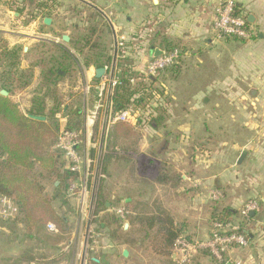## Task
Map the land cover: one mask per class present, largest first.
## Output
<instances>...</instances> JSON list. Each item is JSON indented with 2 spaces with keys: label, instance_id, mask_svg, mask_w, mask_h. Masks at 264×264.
I'll list each match as a JSON object with an SVG mask.
<instances>
[{
  "label": "crops",
  "instance_id": "0c3cea01",
  "mask_svg": "<svg viewBox=\"0 0 264 264\" xmlns=\"http://www.w3.org/2000/svg\"><path fill=\"white\" fill-rule=\"evenodd\" d=\"M84 2L112 21L118 52L123 49L122 59L133 72L145 74L154 50L178 49L182 56L177 65L151 79L159 95L123 111L129 118L125 122L117 120L119 114L111 117L113 61L110 68L103 67L102 78L96 76L102 67L94 63L84 68L80 60L72 67L78 77L62 95L64 115L83 106L85 131L77 147L83 165L77 184L86 186L83 205L88 189L94 188L90 206L95 212L101 187V207L90 229L86 223L84 235L80 223H66L62 232L48 231L63 240L54 251L42 253L47 257L43 263L23 264H176L175 238L192 242L210 238L214 190L224 196L221 208L240 212L249 201H257L260 208L250 225L240 215L232 218L234 225L248 227V247L231 250L224 262L208 250H198L195 264H264V0H236L239 13L252 18L248 41L216 38L217 0H50L37 8L31 26L40 25L51 45L61 39L75 53L74 46L81 49L82 38L90 35L87 14L98 12ZM46 18L52 20L50 26L44 25ZM63 36L70 41L65 43ZM112 40L114 57L113 31ZM105 46L107 55V40ZM61 73L65 79L75 76ZM116 74L117 62L115 80ZM93 88L99 92L98 100L90 93ZM8 97L16 103L14 93ZM108 101L100 165L105 172L96 182V173L93 180L90 173L92 164L98 163ZM31 107L26 105L23 111L19 106L26 115ZM63 118L60 132L68 124ZM117 124L132 128L136 135L121 134ZM243 152L247 155L238 164ZM140 158L148 160L144 171ZM150 165L158 166L155 176ZM116 209L125 211L124 217H113L120 223H95ZM19 244L8 259L12 264L25 250L24 243Z\"/></svg>",
  "mask_w": 264,
  "mask_h": 264
},
{
  "label": "trees",
  "instance_id": "16d2710c",
  "mask_svg": "<svg viewBox=\"0 0 264 264\" xmlns=\"http://www.w3.org/2000/svg\"><path fill=\"white\" fill-rule=\"evenodd\" d=\"M92 17L94 20L97 19L96 25L88 26L90 35L82 38L83 47L81 49L74 46L77 53H73L64 44L52 43L53 45H51L57 49L59 55L51 57L50 67L44 71L47 92L41 98L35 99L32 107L27 112V115L46 118L45 122L29 119L10 97L0 95V197L11 200L18 207V216L7 222L14 223L15 231L18 232L17 240H20V243L37 242L41 246L50 244L56 246L59 244L60 238L58 239V237H54L49 233L47 225L53 223L59 232L65 230V219L57 215L53 207V199L46 196L40 178L34 176L33 173L39 167L42 171L41 178L53 181L54 184L58 185L55 188L54 198L66 204L61 198L60 191L77 182L79 174L69 169L68 160L64 153L57 148L61 134L57 115L65 109L64 96L59 97L56 89L59 80L63 79L60 72L69 75L72 72V67H76L80 60L84 68H89L92 63L102 68L105 66L110 68L113 61L111 55L113 46L111 28L100 13L94 11ZM106 40L110 45L107 55L104 53ZM85 48H88L86 54L83 53ZM173 50L169 49L166 52ZM21 51L22 49L14 50L12 58L20 57L19 53ZM5 54L8 55L7 52ZM123 54V49H120L116 74L118 84L113 87L111 93L112 118L116 114L128 110L131 105H140L146 99L150 100L152 97L159 95V92L153 89L157 88L155 82L147 80L144 75L133 72L126 63V59H122ZM78 56H80V59ZM16 66L10 64L8 71L0 77V89L6 90L9 95L15 92L13 89L14 81H9L5 75L12 74ZM147 82L149 83L147 84ZM26 84L24 83V85ZM51 85L54 87L53 90L49 88ZM90 93L94 95L95 100H98V90L93 88ZM47 100L52 103L50 109L47 107ZM83 115L82 105L67 110L64 115L68 118L66 131L79 134L81 140L85 131ZM50 121L52 124L49 123ZM115 129L127 136L136 135L132 128L123 124H117ZM95 131L98 132L97 126ZM107 157H105L106 160ZM92 158L95 159V155ZM102 172L104 174L105 170ZM101 199L100 187L96 215L101 207ZM219 204V202H214L212 222L219 221L223 224H233L232 218L240 215V212L233 211L230 208H221ZM252 221L253 218L250 217L248 221H243V223L250 225ZM111 222L120 223L115 218H112ZM18 226H22V229H18ZM247 229V226L240 224V232L246 235L250 242ZM176 239H174L173 244ZM46 258L45 254L35 253L34 249H25L20 259L16 260L14 264L31 263L34 260L37 263H43Z\"/></svg>",
  "mask_w": 264,
  "mask_h": 264
},
{
  "label": "rangeland",
  "instance_id": "374dc122",
  "mask_svg": "<svg viewBox=\"0 0 264 264\" xmlns=\"http://www.w3.org/2000/svg\"><path fill=\"white\" fill-rule=\"evenodd\" d=\"M48 1L50 0H0V77L8 71V66L10 64L17 65L12 74H7L5 76H7L9 81H14L13 89L15 90V101L19 104V106H21L23 111L26 110V105H32L35 99L41 98L47 92L48 88L46 87L45 83L46 77H44V71L49 69L51 57L59 55L57 49L44 40L46 37L44 36V32L40 30L41 26H31L32 16H37L38 14L36 13L37 8L40 7V5L48 3ZM21 8H23L22 12ZM19 12L22 14L21 16L19 15ZM15 13L18 14L19 17H17ZM92 15L93 14H87L89 26L94 25L97 20H94ZM59 43L63 44L61 39H59ZM16 49H22V51L19 53L20 57L15 59L12 58V53ZM6 52L8 55L5 54ZM72 72L75 73V76H71L69 79H65L66 77H63V79L59 80L58 86L56 87L59 97L62 96L63 93H67L69 89H72L73 81H75V78L78 77L76 70L72 69ZM24 83L27 84L24 85ZM148 83L149 82H147V84ZM49 88L52 90L54 89L52 85L49 86ZM153 89H156L158 92H160L158 88ZM47 107L48 109L52 107L50 100H47ZM63 116L64 111L57 115L60 127L62 125L64 126L65 118H63ZM49 123L52 124L51 121ZM140 160L144 171L147 169V166H149L148 160L142 158H140ZM96 165L97 161L92 164L91 168L93 170L90 173L91 178L94 177L96 173ZM150 170V174L155 176L158 171V166L153 165L152 169ZM41 173L42 171L39 167H37L33 175L37 178H40L39 180L44 186L46 196L50 199H53V207L57 215L59 217H63L66 223H80L82 228L80 229L84 235L86 223L96 220L94 219V215H96V212L94 211L95 207L94 209L92 208V216H90V197L94 188L91 186V188L88 189L89 198H87L86 203L84 202V205L83 201L85 198L81 197L79 192L77 193L76 191L75 193L71 194V192H69L70 187L67 189H62L60 191L62 195L61 198L66 203L63 204L60 200L54 198V194L56 193L55 188L58 185L54 184L53 181L41 178ZM102 176L103 175L100 170L99 179L102 178ZM108 180L109 179H107V183H109ZM118 211L119 209H116L115 211L112 210V212H105L103 214L104 216L100 218L102 220H98L95 223H100L102 221L107 223H109V221L111 222L112 218L116 217L115 215L120 216ZM18 229H22V226H18ZM17 235L18 232L15 231L13 222L10 221L0 223V264L10 263L8 259L16 251L20 241L17 240ZM62 240L63 239L60 238L59 243ZM71 241L72 243H75L73 240ZM92 243L93 245L96 244L94 241H92ZM24 246H26L25 249H36L35 251H38L39 254L45 251H47L48 254V250L55 248L54 245L51 244L48 247H43L40 244L38 245L37 242H24ZM73 249L74 245H72L71 249L69 250L70 255Z\"/></svg>",
  "mask_w": 264,
  "mask_h": 264
},
{
  "label": "built area",
  "instance_id": "2783aa9c",
  "mask_svg": "<svg viewBox=\"0 0 264 264\" xmlns=\"http://www.w3.org/2000/svg\"><path fill=\"white\" fill-rule=\"evenodd\" d=\"M213 32L218 40L248 41L251 38L248 20L245 15L238 12L236 0H217ZM181 56V51L175 49L171 52H165L158 58H152L147 65L144 74L145 78L147 80L156 78L160 73L177 65ZM117 84L118 81L114 79L112 88ZM128 119L127 112H122L117 116L119 121L125 122ZM80 143L79 134L63 130L57 144V148L64 153L69 162V169L78 174L82 171L83 165L82 158L77 151ZM76 191L84 198L86 186L78 185L75 182L70 186L69 192L73 194ZM222 199L223 194L221 191L214 190L210 192L211 201L220 202ZM259 208L257 201H249L240 211L242 220L248 221L251 217L250 215L257 212ZM18 212V207L11 200L0 197V223L15 219L18 216ZM118 214L124 217L125 211L119 210ZM47 230L52 233H58V229L53 223L47 225ZM248 245L249 239L240 232V226L214 221L210 238L207 241L192 242L186 237L180 236L175 240L173 248L176 264H195L194 258L198 250H208L217 261L224 262L225 255L231 250L244 249Z\"/></svg>",
  "mask_w": 264,
  "mask_h": 264
},
{
  "label": "water",
  "instance_id": "95a60500",
  "mask_svg": "<svg viewBox=\"0 0 264 264\" xmlns=\"http://www.w3.org/2000/svg\"><path fill=\"white\" fill-rule=\"evenodd\" d=\"M84 3H86V2H84ZM86 4L89 5L90 7H93L94 9H96L98 12H100L102 14V16L107 20L108 24L110 25V27H111V29H112V31L114 33V57H113V66H112L111 80H110V86H109V90H110L109 99H110L111 91H112V82L114 80V74H115V70H116V62H117V57H118V39H117V35H116V32H115V29H114L112 21H110V19L102 11H100L98 8H96L95 6H93V5L89 4V3H86ZM250 21H252L251 17H249V19H248V22H250ZM51 23H52V20L50 18L44 19V25L50 26ZM62 39H63V41L65 43H68L70 41L69 36H63ZM26 51H27V49H26ZM151 54H152L153 58H158V57L162 56L164 54V52H162L160 50H154V51H152ZM105 73H106V70L104 68H100V69H97L96 76H97V78H102ZM61 74L64 75V73H61ZM0 95L4 96V97H8L9 93L6 90H1L0 91ZM109 104L110 103L108 101V105H107V109H106V120L104 122V128H103L101 145H100V155H99L97 168H96V176H95L96 182L98 181V178H99L100 165H101V154H102V151H103V144H104V138H105V133H106V125H107V119H108ZM27 117L29 119H32V120H35V121H41V122H45L46 121V118H44V117H38V116H34V115H27ZM246 155H247V152H243L242 153L238 164H241L243 162V160L246 157ZM93 200H94V197H93ZM254 215H255V213H252L250 216L253 217ZM90 216H92V211H91V215ZM88 223H89L88 225H89V229H90L91 221H89ZM124 255L126 256L127 252H125Z\"/></svg>",
  "mask_w": 264,
  "mask_h": 264
}]
</instances>
